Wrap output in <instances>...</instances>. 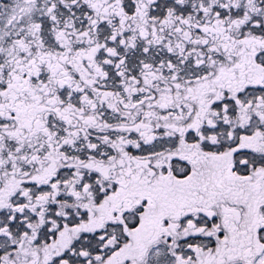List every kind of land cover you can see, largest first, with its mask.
<instances>
[{"label":"snow or ice","instance_id":"snow-or-ice-1","mask_svg":"<svg viewBox=\"0 0 264 264\" xmlns=\"http://www.w3.org/2000/svg\"><path fill=\"white\" fill-rule=\"evenodd\" d=\"M0 264H264V0H0Z\"/></svg>","mask_w":264,"mask_h":264}]
</instances>
